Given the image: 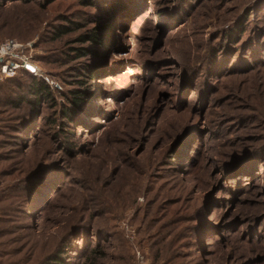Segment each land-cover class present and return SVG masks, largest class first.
Instances as JSON below:
<instances>
[{
  "label": "rangeland",
  "instance_id": "obj_1",
  "mask_svg": "<svg viewBox=\"0 0 264 264\" xmlns=\"http://www.w3.org/2000/svg\"><path fill=\"white\" fill-rule=\"evenodd\" d=\"M8 39L0 264H264V0H0Z\"/></svg>",
  "mask_w": 264,
  "mask_h": 264
},
{
  "label": "built area",
  "instance_id": "obj_2",
  "mask_svg": "<svg viewBox=\"0 0 264 264\" xmlns=\"http://www.w3.org/2000/svg\"><path fill=\"white\" fill-rule=\"evenodd\" d=\"M23 48L24 44L16 39H8L0 44V66L5 75H14L18 68L28 67L27 61L21 62L17 55ZM32 65L35 67L34 73H39L38 66Z\"/></svg>",
  "mask_w": 264,
  "mask_h": 264
},
{
  "label": "trees",
  "instance_id": "obj_3",
  "mask_svg": "<svg viewBox=\"0 0 264 264\" xmlns=\"http://www.w3.org/2000/svg\"><path fill=\"white\" fill-rule=\"evenodd\" d=\"M102 33L100 31H94L93 34H91V37L94 41L97 42H103L104 38H102ZM83 38H85L84 36H82ZM105 42V41H104ZM81 53L83 52V50L81 48L78 49ZM87 77H89L90 79H95L96 77V70H92L91 68L89 69V71L87 72ZM33 89L35 90L36 94H46L48 93V85H46L44 82H42L40 79H38V77H33V84H32ZM82 91H75V96L74 97V102L75 103H79L81 99H83V95H82ZM65 115H69L68 111H65ZM71 116V115H69ZM96 251V250H95ZM61 261H63L61 259ZM64 264H67L65 261H63ZM55 264H63L61 263L59 260L58 262H55Z\"/></svg>",
  "mask_w": 264,
  "mask_h": 264
}]
</instances>
